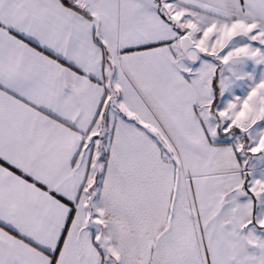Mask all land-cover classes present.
I'll return each mask as SVG.
<instances>
[{
    "label": "snow or ice",
    "instance_id": "obj_1",
    "mask_svg": "<svg viewBox=\"0 0 264 264\" xmlns=\"http://www.w3.org/2000/svg\"><path fill=\"white\" fill-rule=\"evenodd\" d=\"M0 264H264V0H0Z\"/></svg>",
    "mask_w": 264,
    "mask_h": 264
}]
</instances>
